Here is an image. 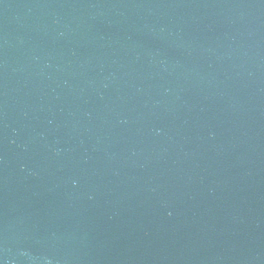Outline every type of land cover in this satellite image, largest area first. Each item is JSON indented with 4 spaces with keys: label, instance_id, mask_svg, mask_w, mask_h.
I'll return each mask as SVG.
<instances>
[{
    "label": "water",
    "instance_id": "obj_1",
    "mask_svg": "<svg viewBox=\"0 0 264 264\" xmlns=\"http://www.w3.org/2000/svg\"><path fill=\"white\" fill-rule=\"evenodd\" d=\"M0 264H264V0H0Z\"/></svg>",
    "mask_w": 264,
    "mask_h": 264
}]
</instances>
